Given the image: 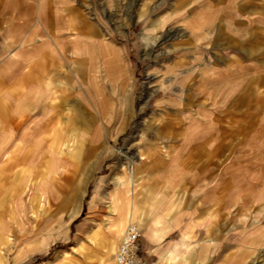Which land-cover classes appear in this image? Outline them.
<instances>
[{"label": "rangeland", "instance_id": "374dc122", "mask_svg": "<svg viewBox=\"0 0 264 264\" xmlns=\"http://www.w3.org/2000/svg\"><path fill=\"white\" fill-rule=\"evenodd\" d=\"M52 11L55 32L36 19ZM0 13V161L37 166L24 209L0 224V264H100L111 218L115 247L131 222V178L158 235L141 227L145 264H264V0H21ZM48 48L55 85L45 68L36 89L29 64Z\"/></svg>", "mask_w": 264, "mask_h": 264}, {"label": "crops", "instance_id": "0c3cea01", "mask_svg": "<svg viewBox=\"0 0 264 264\" xmlns=\"http://www.w3.org/2000/svg\"><path fill=\"white\" fill-rule=\"evenodd\" d=\"M3 6L8 5H21V0H4ZM1 14V13H0ZM24 15L26 19H28V14H19V16ZM37 20H41L44 22H47L49 26H51V30L55 32L54 23L55 22V12H45L40 13L37 17ZM148 36H151V33H144L142 34V39L146 42L148 39ZM150 38V37H149ZM152 39V38H151ZM155 40H151V42L146 43V45H149L153 47ZM146 47V46H145ZM52 49V48H51ZM107 55L110 57L109 61L107 62L106 68L108 75L113 79L115 83H117L120 90H123L125 87L128 89V93H126V97L129 96V91L132 88V83L128 82V80L131 81V77L128 76L127 71L123 67V64L121 62V59L116 56L111 50H108ZM29 68L31 70L35 69L34 72H30L32 74H35V79L32 81H29V84L32 86V84L36 87V89L41 88L39 85H43L44 77L41 78V76H44V69H51L50 72H47L50 74L52 82L48 84L55 85V49L50 50V48L46 49L45 51H42L41 54L36 56L35 61L30 62ZM41 70V74H40ZM46 73V74H47ZM30 74L26 75L27 81L29 80ZM42 81V82H41ZM1 82V81H0ZM23 83V78L22 81ZM128 82V83H127ZM6 83V82H5ZM20 83V84H21ZM28 83V82H27ZM87 88L86 93L88 95V98L95 108H99L100 111H105L106 104L104 102H99L98 98L103 93L104 89L101 87L96 80L93 78H89L87 80ZM45 84V83H44ZM16 91V90H15ZM50 100L55 101V89L51 92V96L49 97ZM26 165V164H25ZM25 165H16L11 163L10 161L2 162L0 161V224H2L4 227L7 225L9 220L12 218L13 214H16L20 211H22L26 205V200L30 199V196L33 192L32 188V179H33V173L32 170L35 167H32L30 169L29 167H26ZM24 166V167H23ZM19 168V169H18ZM37 168V166H36ZM35 168V169H36ZM34 169V170H35ZM136 184L131 178L129 187L126 190V194L130 197L128 200V210L126 215V220L134 222L138 224V226L141 228H145L149 233H146V237L149 240H152L156 238L158 235L155 231H152L149 229L144 222L143 215L138 209V206L135 202V194H136ZM73 216H70L66 220V222L69 223V221L72 219ZM114 225V229L111 231H108L103 234L102 240H104L105 245L103 247H99L100 250V256H103V261H100V264H106L109 262V256L113 255L112 250L115 247V242L117 238L120 235L121 232V220L112 219L110 221ZM124 222V223H125ZM158 222V221H157ZM156 222V223H157ZM37 229V227H35ZM149 229V230H148ZM35 230H32V232ZM31 233V232H30ZM21 241H26V237L21 238ZM168 256H174L173 250L170 251ZM148 256H142L139 264H145L143 262V259ZM111 264V263H110Z\"/></svg>", "mask_w": 264, "mask_h": 264}, {"label": "built area", "instance_id": "2783aa9c", "mask_svg": "<svg viewBox=\"0 0 264 264\" xmlns=\"http://www.w3.org/2000/svg\"><path fill=\"white\" fill-rule=\"evenodd\" d=\"M142 230L138 224L128 222L115 247L114 264H139L141 259Z\"/></svg>", "mask_w": 264, "mask_h": 264}, {"label": "bare ground", "instance_id": "6f19581e", "mask_svg": "<svg viewBox=\"0 0 264 264\" xmlns=\"http://www.w3.org/2000/svg\"><path fill=\"white\" fill-rule=\"evenodd\" d=\"M114 249V248H113ZM114 252V250H112V253ZM113 264H114V262H113Z\"/></svg>", "mask_w": 264, "mask_h": 264}]
</instances>
